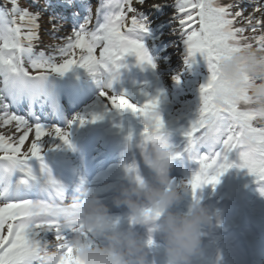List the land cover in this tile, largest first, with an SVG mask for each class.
<instances>
[{
	"label": "snow or ice",
	"instance_id": "6c2138e0",
	"mask_svg": "<svg viewBox=\"0 0 264 264\" xmlns=\"http://www.w3.org/2000/svg\"><path fill=\"white\" fill-rule=\"evenodd\" d=\"M146 2L102 0L95 17L90 10L86 22L78 29L72 28L70 35H54L62 43L51 46L49 53L36 51L40 21L48 3L32 11L39 0H28L27 6L22 0H0V264H39L41 250L53 243L71 254L67 243L71 231L61 226L53 211L65 199L64 187L43 160L45 137H57L71 148L70 132L33 123L14 108L22 98L50 94L49 76L62 75L78 65L94 77L100 85V96L112 108L131 109L141 116L157 110L158 98L137 104L112 91L125 55L134 54L139 62L153 64L142 40L148 30L141 11ZM69 4L75 6L73 0H61L52 8L67 10ZM162 4L168 3L148 7L159 8ZM171 4L176 30L187 49L186 60L191 63L199 54L210 70L200 88L199 116L184 133L188 138L184 153L175 152L177 157L186 154L199 164L188 182L194 198L197 189L219 183V177L233 166L247 168L258 181H264V128L253 126L246 89L232 88L219 74V62L232 52L245 46L264 48V0H172ZM53 13L48 22L57 34L64 27V15L55 10ZM248 30L253 35H245ZM91 118L95 121L102 117L93 114ZM75 119L84 123L86 117L77 115ZM212 120L216 122V138L209 141L204 134ZM164 126L158 115L151 127L144 128L140 147L158 141ZM245 129L251 137L247 143L242 139ZM30 134L33 138L25 148ZM201 145L206 152L199 151ZM233 151L239 156V164L229 160ZM33 158L40 161L38 171L29 163ZM125 167L136 172L139 179L135 163ZM33 182L40 186L41 195L24 193ZM260 191L264 195V186Z\"/></svg>",
	"mask_w": 264,
	"mask_h": 264
},
{
	"label": "clouds",
	"instance_id": "9594fccd",
	"mask_svg": "<svg viewBox=\"0 0 264 264\" xmlns=\"http://www.w3.org/2000/svg\"><path fill=\"white\" fill-rule=\"evenodd\" d=\"M219 74L232 88L246 89L253 126L264 128V48L245 46L232 52L219 62ZM158 115L154 110L142 116L144 128L151 127ZM204 135L209 141L216 138L214 120ZM250 138L245 129L242 139L247 143ZM141 150L153 180H147L139 171L137 179L136 172L126 169V182L112 197L116 207L127 209V223L92 188L80 185L79 195L57 203L53 210L61 226L71 231L67 241L70 256L65 248L53 243L41 250L39 264H62L67 260L71 264H159L154 254L157 249L163 264H192L212 214L200 201L186 210L176 207L189 185L177 183L170 175L177 156L162 130L158 141L147 143ZM149 239L153 243L149 244Z\"/></svg>",
	"mask_w": 264,
	"mask_h": 264
},
{
	"label": "rangeland",
	"instance_id": "374dc122",
	"mask_svg": "<svg viewBox=\"0 0 264 264\" xmlns=\"http://www.w3.org/2000/svg\"><path fill=\"white\" fill-rule=\"evenodd\" d=\"M46 2L48 3V10L44 13L40 21V40L36 43V51L43 49L45 52L51 53L53 50L51 46L62 43L56 36H67L71 34L72 28L78 29L89 18L90 10L91 14L95 17L96 11L100 7L102 0H73L75 6L72 7V5L69 4L70 8L67 10L63 8H52V5L59 4L61 0H39V5L33 7L32 11H37L39 8H42ZM171 2L172 0H147L146 5L141 9L143 16L146 18L145 23L148 29L142 34V40L155 66L153 67V64H148L146 62H139L134 54L125 55L120 61L121 67L118 70L119 77L113 81L112 91L117 94L122 93L126 95L132 103L137 104H143L151 98H158L159 104L157 110L164 120L165 127L172 125V127H177L176 130H180L182 133V138H180L178 142L173 141L171 144L174 146L176 152L184 153L188 139L184 133L199 116L201 107L200 88L201 85L207 82L210 76V70L207 61L199 54L196 55L195 60L191 63L186 60L187 49L176 30ZM152 3L168 4H162L159 8L148 7V5ZM22 5L27 6L28 0H22ZM136 7L139 8L140 6L137 4ZM53 10L64 15L62 21L64 27L57 34L50 30L51 25L48 22L49 15L54 14ZM163 16H170V26L167 27L166 23H163L162 26H165L160 28V30H156L159 23L164 21L162 20ZM245 35H253V33L251 30H248L245 32ZM167 37H171L172 40H167ZM96 54H99V50H97ZM73 68V71H75L73 77L77 82H91L95 84L96 80H94V77L86 69L78 65L73 66ZM71 71L72 69L67 72L70 73ZM76 73H78V75ZM54 74L61 75L59 73ZM90 95L91 97L88 102L95 101L97 97H99L100 100V106L98 109H95L93 114H99L102 118H110V120H105V123H99L98 119L95 121L92 120V114L86 117L84 123L80 121L76 123L78 128L88 124L92 127L91 129L97 130L96 132L98 133H110L111 131L116 133L118 131H123L133 136L140 135L143 137L144 125L140 114L133 112L131 109L119 110L112 108L110 104L105 103V98L100 96V89H96V91L92 90ZM76 114L79 115V112L75 113L73 117L71 115L72 118L69 117L71 118L70 121H74L73 119L77 116ZM99 120L103 122V119ZM44 126L52 127L54 125L45 124ZM78 128L74 129L76 134ZM32 138L33 135L30 134L29 140L26 141L25 148L31 142ZM58 139L54 136L45 137L43 141L44 151L54 150L59 152L64 149V143ZM130 150L132 151L133 149L131 148ZM199 151L201 153L206 152L207 148L201 145ZM229 155L234 162L239 158L235 151ZM129 157H133L132 153H130ZM128 162H130V160H128ZM34 165L31 166L34 168ZM39 166L40 163H37V167L34 169L38 171ZM193 166L199 167V164L195 160L189 159L186 154H182L172 162L170 175L175 178L177 183L184 182L189 184L188 182L191 179L190 171ZM139 172L147 180L153 176V173L145 163ZM231 172L233 176L230 175L229 172L227 176L222 174L219 177V183L214 186L212 184H206V186H204V191L207 195L198 196V201L207 206L212 214L211 223L204 227L203 240L208 244L210 242V236H218L216 237L217 246L212 252V256H210L209 249H203L202 247L200 252L195 255L194 258L198 259L199 262L208 259L209 262L215 264V257L217 255H220L223 261L222 264H230L233 261L241 244L234 243V246H231V243L237 238L232 225H235L234 221H238L242 215L245 219L242 227L248 228L250 233H252L250 224L255 223L254 226L256 229L259 228L258 224L255 222L256 218L250 217L246 210L241 209L242 204L240 202L229 205L230 203L222 199L220 194L217 193L220 188L219 192H221L222 196L226 195L225 198L233 200L236 197V187L238 185L243 186L242 180L244 179V174L239 173L237 175L233 169H231ZM54 175V178H60L59 175L61 174ZM185 180L188 182H185ZM262 186H264V183L254 186V190L251 191L252 195L254 197L257 195L260 197V200H263L262 198L264 197L260 191ZM189 189L191 192L192 189ZM212 193L214 195H212ZM216 194L218 195L215 196ZM243 197V192H240L237 199ZM179 206L182 209V203L179 202V204L176 205V207ZM229 208L232 209L229 211ZM234 217H236L237 220H233ZM218 247L223 248L224 253L222 255V249ZM263 249L264 248L259 251V254L264 258ZM244 256L245 255H242L241 252H238L239 262ZM244 262L245 260H243V264ZM216 264L220 263L216 262Z\"/></svg>",
	"mask_w": 264,
	"mask_h": 264
},
{
	"label": "bare ground",
	"instance_id": "6f19581e",
	"mask_svg": "<svg viewBox=\"0 0 264 264\" xmlns=\"http://www.w3.org/2000/svg\"><path fill=\"white\" fill-rule=\"evenodd\" d=\"M170 16H163L162 20H164L162 23H159V25L157 26L158 28L156 30H159V28L164 27L162 26L163 23H166V26L169 27L170 23H169V19ZM167 40H172V38L167 37ZM49 93L48 95H41L38 98H22V100L18 103V105L15 107L18 112L22 115H25L31 122L36 123V120L32 117L34 112H38L39 114H41V120H43L44 122L46 121H51L53 120V122L58 123L59 122V118L56 115V113L58 112L56 110V108L53 106L52 102L56 105L57 104V99L59 98V96H57V93L54 92L51 87H48ZM62 92H63V96L62 98L66 99L67 102H74L73 104L68 106V110L73 109V105H75V102H78L81 98L80 95H77V93L75 92V95H73L70 99L69 98V93H71V89L68 86H64L62 88ZM72 100V101H71ZM87 100V99H86ZM99 98L95 101L94 105L91 106H86L84 107L81 111L80 114H85V115H91L94 112V109L96 107H98L99 105ZM16 110V111H17ZM60 111V110H59ZM32 114V115H31ZM77 121V120H76ZM76 124L75 122L71 123L67 128H63L68 130L70 133L72 132V130L75 128ZM72 137V135H70V138ZM57 138V137H56ZM98 183H102V179L101 180H97ZM50 239H54L52 237H50Z\"/></svg>",
	"mask_w": 264,
	"mask_h": 264
}]
</instances>
